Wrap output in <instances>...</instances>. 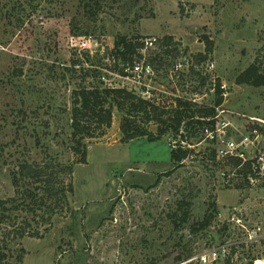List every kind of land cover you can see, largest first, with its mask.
Listing matches in <instances>:
<instances>
[{"label":"rangeland","instance_id":"obj_1","mask_svg":"<svg viewBox=\"0 0 264 264\" xmlns=\"http://www.w3.org/2000/svg\"><path fill=\"white\" fill-rule=\"evenodd\" d=\"M118 37L156 39L140 63L154 71L144 84L160 110L171 115L180 101L190 115L221 99L235 124L264 122V86L236 83L251 65L264 73V0H0V201H10L9 210L0 208V264H264V223L261 233L251 229L261 222L264 194L223 188L206 143L181 163L170 160L179 142L200 141L198 131L182 125L153 143L124 144L123 113L114 110L106 134L85 141L86 163H77L73 92L98 86L140 94L114 73ZM144 128L158 133L153 123ZM25 162L49 164L55 187L71 180L73 192L51 223L52 202L29 207L27 186L14 184ZM21 228L42 237L20 238ZM213 250L219 259L202 262Z\"/></svg>","mask_w":264,"mask_h":264},{"label":"trees","instance_id":"obj_2","mask_svg":"<svg viewBox=\"0 0 264 264\" xmlns=\"http://www.w3.org/2000/svg\"><path fill=\"white\" fill-rule=\"evenodd\" d=\"M143 49V43L126 37H118L111 51V58L115 69L114 73H118V76L121 78L127 77L128 73H126V69L132 68L135 63H140L143 58L141 54ZM151 60L156 61L157 57ZM145 64L149 65L148 63ZM198 75L201 79L208 77L202 75L201 72H198ZM236 83L252 87L264 86V73H261L256 65H251L237 76ZM143 90V88L137 89L140 95L124 87L100 88L94 86L92 88H79L73 92L70 119L72 130L71 150L76 157H79L77 163H86L87 152L85 141L101 138L106 134L107 130L111 127L114 110L123 113L120 131L122 134L121 142L124 144L142 138L153 143L160 140L169 131L177 134L182 125H184L185 129H191L192 133H195L203 125V122L199 120L200 118H211L215 114V107H213L206 110H197L191 112L189 115L188 113L190 112L187 109L181 110L182 107L187 108L189 104L179 101L170 115L156 107L150 98L144 97L142 95ZM216 93L221 96L219 83L216 86ZM221 103L222 101L219 99L215 103V106H219ZM195 117L198 119L195 120ZM150 123L157 125L158 133L156 135H153L144 128V125ZM162 126H165V128L163 129ZM189 153L190 150H170V160L174 163H181L188 157ZM212 156H214L213 153ZM49 169H52L49 164L41 166L25 162L19 167L17 173L14 174L15 186H19L21 182L27 186V189L22 194L24 199L29 200V207L31 204L34 205L35 202H40L46 207V201L53 203L48 204L47 207L50 210L45 220L47 223H51L58 205L65 203L67 196L73 192L70 178L69 182L62 180L55 187V179H53L55 174L53 172L48 173ZM65 172L69 176L71 175L70 168H65ZM35 184H39V186L34 189L31 188ZM9 202L0 201V208L3 210L8 209L6 208V203ZM11 203L15 209L16 207L13 204L15 201L12 200ZM186 218L187 212H185L183 219L185 220ZM25 236L42 237L38 231L29 232L25 228H21L20 232L18 230V237L23 238Z\"/></svg>","mask_w":264,"mask_h":264},{"label":"built area","instance_id":"obj_3","mask_svg":"<svg viewBox=\"0 0 264 264\" xmlns=\"http://www.w3.org/2000/svg\"><path fill=\"white\" fill-rule=\"evenodd\" d=\"M156 39L148 38L142 43L144 49L154 47ZM85 45V44H83ZM208 70L214 69L212 62H207ZM174 72H180L182 65L176 63L173 66ZM127 77L121 78L124 81L131 82L143 88L142 95L149 98V90L144 81L149 79L154 71L143 63H135L132 68L126 69ZM202 75H206L203 74ZM221 97L226 98V86L219 85ZM195 101V100H194ZM223 103L215 107V114L211 118H200L203 122L198 132L201 139L197 144H189V142L181 141L179 146L174 149L190 150L195 146L206 143L213 152L215 163L217 164V178L223 188L243 187L247 190L259 191L264 194V137L262 130L264 122L257 118H247L246 124L237 125L235 122L228 120L226 110ZM261 222L257 221L251 226L252 231L262 232V223H264V210L259 212ZM237 223H242L238 219H233ZM243 229L248 230L244 224L240 225ZM224 253V251H223ZM211 257V258H210ZM218 251L213 250L205 256L201 257L202 262H215L219 259Z\"/></svg>","mask_w":264,"mask_h":264},{"label":"bare ground","instance_id":"obj_4","mask_svg":"<svg viewBox=\"0 0 264 264\" xmlns=\"http://www.w3.org/2000/svg\"><path fill=\"white\" fill-rule=\"evenodd\" d=\"M255 264H263V263H262V261H260V260H256V261H255Z\"/></svg>","mask_w":264,"mask_h":264}]
</instances>
